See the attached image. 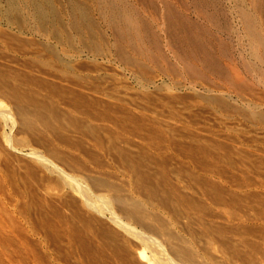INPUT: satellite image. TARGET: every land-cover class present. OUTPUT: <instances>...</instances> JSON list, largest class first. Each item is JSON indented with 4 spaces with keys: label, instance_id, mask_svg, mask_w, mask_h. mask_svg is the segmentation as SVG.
Instances as JSON below:
<instances>
[{
    "label": "rangeland",
    "instance_id": "1",
    "mask_svg": "<svg viewBox=\"0 0 264 264\" xmlns=\"http://www.w3.org/2000/svg\"><path fill=\"white\" fill-rule=\"evenodd\" d=\"M129 1L160 36L136 63L100 20L93 52L0 0V264H264V62L238 0H209L225 72L198 75L161 10H206Z\"/></svg>",
    "mask_w": 264,
    "mask_h": 264
},
{
    "label": "bare ground",
    "instance_id": "2",
    "mask_svg": "<svg viewBox=\"0 0 264 264\" xmlns=\"http://www.w3.org/2000/svg\"><path fill=\"white\" fill-rule=\"evenodd\" d=\"M2 1L4 14L7 16L19 18L30 16L40 26L51 28L53 35L71 43H78L80 47L93 52L102 51L109 41L100 32L101 21L110 31L113 51L125 62L136 63L133 54L148 57L159 46V33L150 20L129 0H89L91 4L80 0H66L68 16L66 22L59 19L61 12L56 8L55 0ZM138 1L153 8L155 6L148 0ZM238 2L242 31L249 44V57L264 62V0ZM192 3L203 13L206 10L205 22L203 19L199 22L187 17L173 3H163L164 8L160 10L165 37L175 47L180 60H183L184 69L189 74L198 75L203 70L224 73L225 68L218 61V54L225 56L227 46L221 39L214 37L211 31V27L218 24L217 10L214 11L216 7L208 12L207 7L211 5V1L192 0ZM94 11L98 15V20L93 16ZM215 51L218 54H215ZM245 65L251 66V61ZM261 74L264 75V71H261Z\"/></svg>",
    "mask_w": 264,
    "mask_h": 264
}]
</instances>
